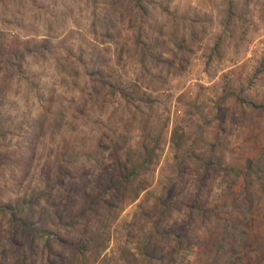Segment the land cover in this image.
I'll return each instance as SVG.
<instances>
[{
  "label": "rangeland",
  "instance_id": "1",
  "mask_svg": "<svg viewBox=\"0 0 264 264\" xmlns=\"http://www.w3.org/2000/svg\"><path fill=\"white\" fill-rule=\"evenodd\" d=\"M255 105L264 0H0V264H264Z\"/></svg>",
  "mask_w": 264,
  "mask_h": 264
},
{
  "label": "trees",
  "instance_id": "2",
  "mask_svg": "<svg viewBox=\"0 0 264 264\" xmlns=\"http://www.w3.org/2000/svg\"><path fill=\"white\" fill-rule=\"evenodd\" d=\"M255 108H258V109H264V106H254ZM180 128L178 129H176V130H174V133H173V139H174V141H175V139L178 137L179 139L182 137V132H181V134H180Z\"/></svg>",
  "mask_w": 264,
  "mask_h": 264
}]
</instances>
